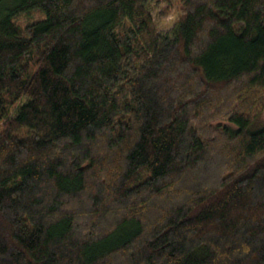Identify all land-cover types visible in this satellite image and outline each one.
Returning a JSON list of instances; mask_svg holds the SVG:
<instances>
[{
    "label": "trees",
    "instance_id": "trees-1",
    "mask_svg": "<svg viewBox=\"0 0 264 264\" xmlns=\"http://www.w3.org/2000/svg\"><path fill=\"white\" fill-rule=\"evenodd\" d=\"M178 2L0 0V264H264V0Z\"/></svg>",
    "mask_w": 264,
    "mask_h": 264
},
{
    "label": "rangeland",
    "instance_id": "rangeland-1",
    "mask_svg": "<svg viewBox=\"0 0 264 264\" xmlns=\"http://www.w3.org/2000/svg\"><path fill=\"white\" fill-rule=\"evenodd\" d=\"M172 2V8L167 11L166 13H161L160 11L164 8L165 3H162L160 5L149 3L148 4V10L151 14V17L159 29V31L166 33L170 31L173 27V24L175 22L176 18V12H177V6L178 4H175L176 0H170ZM174 2V3H173ZM38 12L34 11L30 14H20L18 17L14 18L15 22H17L20 25H23L25 23L31 22L37 18H39L41 15L37 14ZM231 127H234L233 125H230ZM264 127V110H259L256 112V115L249 127L250 130H257ZM1 128V124H0ZM18 136H23L25 134V129L22 128L16 132Z\"/></svg>",
    "mask_w": 264,
    "mask_h": 264
}]
</instances>
